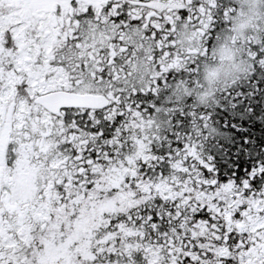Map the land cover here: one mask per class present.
I'll return each mask as SVG.
<instances>
[{
  "label": "snow or ice",
  "instance_id": "6c2138e0",
  "mask_svg": "<svg viewBox=\"0 0 264 264\" xmlns=\"http://www.w3.org/2000/svg\"><path fill=\"white\" fill-rule=\"evenodd\" d=\"M0 264H264V0H0Z\"/></svg>",
  "mask_w": 264,
  "mask_h": 264
}]
</instances>
